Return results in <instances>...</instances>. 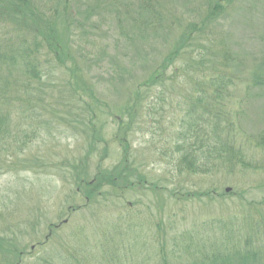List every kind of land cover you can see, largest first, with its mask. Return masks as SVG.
Segmentation results:
<instances>
[{"label": "trees", "instance_id": "trees-1", "mask_svg": "<svg viewBox=\"0 0 264 264\" xmlns=\"http://www.w3.org/2000/svg\"><path fill=\"white\" fill-rule=\"evenodd\" d=\"M168 1L0 0V170L15 163L30 168L23 154L40 138L47 119L51 123L63 120L69 127L79 123L82 133L92 140L88 148L92 153L95 146L104 143L105 117L112 118L116 126L114 137L123 149L121 168L105 171L106 150L99 154L92 178L87 173L89 167H79L82 171L72 179L74 194L85 200H73L64 208V213L67 211L69 217H75L69 237L75 241L72 245L77 244L80 249H84L80 243L84 237L79 225L88 224L85 223L87 212L91 218L102 220V224L93 226L94 237L100 241L95 240L88 251L92 254L96 249L97 256L82 258L79 263L74 247L63 245V255L50 249L35 264H90L91 260L94 264H131L132 259L144 264L148 258L142 261L141 252L146 250L149 257L147 252L154 249L162 256L150 263L171 264L168 254L163 252L177 255L182 251L187 244L182 238L140 244L137 237L124 236V229L130 226L124 222L131 217L125 215L128 211L114 216L103 209H109L110 200L101 203L95 200L109 190L116 196L140 189L144 194L141 183L131 180L133 173L129 166L130 137L136 129L139 133H149L147 144L178 175L226 171L230 174L239 167L254 172L264 169L258 166L255 156L259 150L264 152V133L255 143L243 141L235 120L237 94L243 87H251L250 82L263 85L264 76L257 73L251 76L240 55L214 37L215 25L229 14L237 0L202 1L203 14L194 11L198 20L186 21L184 25L179 19L170 23ZM105 10L121 31L125 29L122 22L128 25L140 45L151 34L150 40H161L163 48L152 56L149 47L144 48V80L137 84L129 103L110 106L104 111L95 103L93 88L84 75V65L93 60L83 55L80 42L91 35V28L92 36L99 32L100 12ZM122 36L125 37L123 32ZM121 42L118 47L122 54ZM155 92L157 95L152 96ZM63 95L72 108L65 117H60L54 108L63 102ZM84 95L93 106L84 101ZM89 157L90 154L86 159L88 164ZM54 171L48 169L46 174L53 175ZM263 187L264 184L260 186ZM157 189L152 187V193ZM230 191L225 190L223 196ZM258 194L264 195V189L258 190ZM80 221L83 224L74 225ZM33 225L32 231L37 228ZM58 227L48 225V235L41 247L48 245L47 240L55 236ZM201 227L206 240L203 244L196 240L203 251L200 261L193 260L192 264H264V197L260 202L244 205L238 214L209 220ZM6 229L0 230V264H25V250L6 235ZM65 238L63 241L67 243Z\"/></svg>", "mask_w": 264, "mask_h": 264}, {"label": "rangeland", "instance_id": "rangeland-1", "mask_svg": "<svg viewBox=\"0 0 264 264\" xmlns=\"http://www.w3.org/2000/svg\"><path fill=\"white\" fill-rule=\"evenodd\" d=\"M202 1L205 0H169L166 10L170 23L179 19L184 25L186 21L198 20L194 11L198 15L203 14ZM99 21V32L92 36L94 30L91 28V35L83 38L80 46L85 51L83 55L93 60L84 65V75L93 88L95 103L105 111L110 106H122L130 102L137 84L146 76L142 58L144 48L149 47V54L152 56L163 48V44L161 40H150L151 34L147 31L146 42L140 45L130 27L122 22L121 26L125 29L121 31L106 10L100 12ZM214 29V37L218 41H224L226 46L240 55L245 70L251 72V76L254 73L264 76V0H237L229 14L219 20ZM122 32L125 34L124 38ZM119 41H122V54L118 47ZM251 76L246 77L249 79ZM250 81L253 80L250 78ZM250 84L251 87L245 86L237 94L235 120L241 140L255 143V139L264 133V84ZM156 95L157 92L152 96ZM65 98L63 95V102L54 108L60 117H65L72 108ZM83 99L90 107L94 105L87 95ZM112 121V118L105 117L104 143L95 146V151L90 153L88 148L92 145V140L82 133V128L77 125L79 123L76 127H69L63 120L51 123L47 119L40 138L23 154L29 160L30 168H23L15 163L0 170V225L4 226H0V230L7 227L6 235L15 239L19 246L22 245L26 254L25 264L37 263L50 249L63 255V245L71 249L74 247L79 263L82 258L97 256L96 249L93 250L94 255L88 251L95 240L100 241L98 237H94L93 230L96 227L93 226L96 223L102 224V220L91 218V214L87 212L88 219L85 223L88 224L84 223V227L79 225L84 237V241L80 242L84 249H80L77 244L72 245L75 241L69 237L75 217H69L67 211L64 213V208L69 207L73 200H85L74 194L72 179L82 171L79 168L81 166L89 167L87 173L92 178L102 151L104 153L106 150L105 171L123 167V149L114 137L116 126ZM149 137V133H139L138 129L130 137L131 180L135 184L141 183L144 194L140 189L139 192H123L116 196L114 191L109 190L106 195L98 196L95 200H100L98 203L110 200L109 209H103L114 213V216L128 211L125 215L131 217L124 222L130 226H126L123 235L137 237L140 244L162 238L167 241L171 238L186 240L187 244L179 254L163 253L166 256L168 254L171 264H192L193 260L200 261V251H203V247L200 246L199 249L196 240H200L202 244L206 240L201 224L212 219H226L232 214H238L244 205L253 201L260 202L264 195L258 194V190L264 189L260 188L264 184V169L254 172L239 167L230 174L226 171L207 175H178L147 144ZM154 143L161 147L157 141ZM106 144L108 148L104 149ZM249 146L252 147V144ZM89 154L88 164L86 159ZM255 156L258 166H264V152L259 150ZM48 169L55 170L54 174H46ZM154 186L158 188L156 193L151 190ZM227 188L231 191L225 197L223 194ZM33 224L37 228L32 231ZM49 224L59 227L55 236L47 240L48 245L41 247L44 237L48 235ZM77 224H83V221L74 222V225ZM63 237H66L67 243L63 241ZM207 244L206 255L209 252ZM145 251L139 256L142 261L148 258L144 264H152L150 260L159 261L162 256L160 251L154 249L147 252V257ZM130 262L143 264L134 259ZM90 264L94 262L91 260Z\"/></svg>", "mask_w": 264, "mask_h": 264}, {"label": "water", "instance_id": "water-1", "mask_svg": "<svg viewBox=\"0 0 264 264\" xmlns=\"http://www.w3.org/2000/svg\"><path fill=\"white\" fill-rule=\"evenodd\" d=\"M228 191V190H227Z\"/></svg>", "mask_w": 264, "mask_h": 264}]
</instances>
